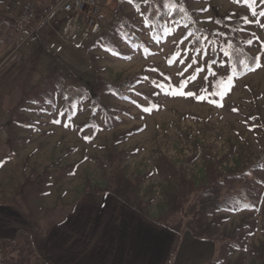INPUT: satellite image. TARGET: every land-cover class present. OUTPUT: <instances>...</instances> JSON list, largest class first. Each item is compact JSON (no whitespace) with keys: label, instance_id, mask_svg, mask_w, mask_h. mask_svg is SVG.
Returning <instances> with one entry per match:
<instances>
[{"label":"rangeland","instance_id":"1","mask_svg":"<svg viewBox=\"0 0 264 264\" xmlns=\"http://www.w3.org/2000/svg\"><path fill=\"white\" fill-rule=\"evenodd\" d=\"M149 1L103 0L100 30L90 39L81 41L79 30L64 36L61 16L57 25L16 34L0 53V71L13 60L0 74V135L5 136L0 168L16 162L11 181L24 182L16 185V199L28 207L24 220L38 231L69 208L50 211L59 206L49 207L50 201L65 203L107 187L112 162L117 178L130 183L131 196L157 217L180 195L178 168L201 187L213 173L223 181L226 173L241 172L264 155V66L232 72L227 38L219 34L215 54L207 37L204 47L194 50L181 20L167 17L166 28L156 30L146 20ZM173 1L192 10L197 24L210 31L239 26L249 53L264 65V2ZM3 6L0 0V10ZM123 16L132 21L139 44L131 45L115 27ZM58 77L89 95L67 105ZM257 171L264 176V167ZM220 217L217 240L229 236L236 243L221 264H262L264 199L259 209L222 210L208 220ZM246 219L255 231L242 239V246L247 244L242 251L234 237Z\"/></svg>","mask_w":264,"mask_h":264},{"label":"trees","instance_id":"2","mask_svg":"<svg viewBox=\"0 0 264 264\" xmlns=\"http://www.w3.org/2000/svg\"><path fill=\"white\" fill-rule=\"evenodd\" d=\"M25 0H3L4 6L0 10V53L4 52L16 39V34L11 29V21L18 17L21 3ZM194 12L187 8L184 4H177L173 0H150L149 8L146 14L147 22L157 29H164L167 26V17L170 22L183 21L187 26V31L192 34L190 44L194 50H200L204 47L205 38L210 46L213 54L216 53L219 44V34L227 38V52L232 67V72L241 74L246 69L257 67V59L259 57L252 56L242 38V30L239 26L230 27L229 32L221 30H208L206 27H200ZM115 27L121 35L131 44L137 45L140 42L139 36L136 34L132 21L123 16L119 21L115 22ZM159 29V30H160ZM217 39V40H216ZM215 55L214 57H216ZM13 60L0 71L4 73ZM260 64V58L258 60ZM125 83H131L125 80ZM60 90L65 96L67 105H75L81 98L89 95L86 88L76 87L73 85H65L63 78L58 77ZM119 86V85H118ZM109 89L116 93H122V89L115 84H108ZM264 167V155L255 164H247L241 172H230L225 174V179L220 180L217 173L211 178V182L206 186H195V183L187 179V175L182 169L178 171V183L181 186L180 195L172 196L174 203L171 210L166 214L152 217L146 210L141 200L131 196L130 183L121 181L115 175L116 165L110 163L106 176L108 179L107 187L97 190L96 192H109L116 196L124 198L140 210L145 215L154 219V221L177 232L190 231L197 238L218 239L214 235L218 221L215 218L209 221V217H214L216 213L222 210L228 212H237L240 209H259L263 205L264 199V176L258 173V169ZM174 173H176L173 170ZM224 176V175H223ZM177 180V179H176ZM180 197V198H179ZM131 198V199H130ZM222 218V219H221ZM244 220L240 226V234L234 237L239 238V249L244 251L247 244L242 246V239L247 235L254 233L255 226ZM247 231L245 233L244 230ZM250 231V232H249ZM219 242L218 254L212 264L224 263L229 255L230 247L236 244L229 236L221 239ZM32 234L27 230H21L15 238L0 239V264H46L44 259L36 252ZM257 249V248H256ZM261 251L263 256V251ZM264 264V262L262 263Z\"/></svg>","mask_w":264,"mask_h":264},{"label":"crops","instance_id":"3","mask_svg":"<svg viewBox=\"0 0 264 264\" xmlns=\"http://www.w3.org/2000/svg\"><path fill=\"white\" fill-rule=\"evenodd\" d=\"M15 164L0 168V239L29 231L46 264H212L218 254L216 239L174 231L104 191L83 192L65 203L50 201L49 207L59 204L50 211L69 208L38 231L24 220L28 207L16 199L15 189L24 182L11 181Z\"/></svg>","mask_w":264,"mask_h":264},{"label":"built area","instance_id":"4","mask_svg":"<svg viewBox=\"0 0 264 264\" xmlns=\"http://www.w3.org/2000/svg\"><path fill=\"white\" fill-rule=\"evenodd\" d=\"M103 0H25L11 28L20 36L29 27L59 24L63 16V35L72 36L78 30L81 41L90 39L100 30ZM82 25V27H81Z\"/></svg>","mask_w":264,"mask_h":264},{"label":"snow or ice","instance_id":"5","mask_svg":"<svg viewBox=\"0 0 264 264\" xmlns=\"http://www.w3.org/2000/svg\"><path fill=\"white\" fill-rule=\"evenodd\" d=\"M145 2H147V0H145ZM261 2H264V0H261ZM256 15V13L255 12H253V16H255ZM260 15L261 16H264V12H262V13H260ZM257 23H259V21H256ZM187 39V38H186ZM257 59V66L258 67H260V66H264V65H260L259 63H258V60H259V58H256ZM195 62V61H194ZM189 67H191V65H189ZM252 70H255V69H252ZM154 71V70H153ZM181 75H183V73H180ZM145 79H147V77H145ZM188 95H194L193 93H188ZM144 111H149L150 109H148V108H144L143 109ZM54 123H59V121L58 120H54L53 121ZM90 137H88V136H85V139L87 140V139H89Z\"/></svg>","mask_w":264,"mask_h":264}]
</instances>
